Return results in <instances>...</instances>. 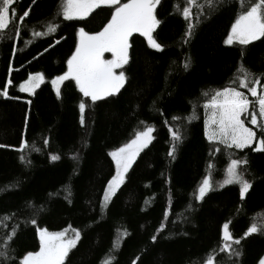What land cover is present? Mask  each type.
Here are the masks:
<instances>
[{
  "label": "trees",
  "instance_id": "16d2710c",
  "mask_svg": "<svg viewBox=\"0 0 264 264\" xmlns=\"http://www.w3.org/2000/svg\"><path fill=\"white\" fill-rule=\"evenodd\" d=\"M63 2L14 0L15 15L0 29V251L8 256L0 257V264H19L26 253L36 252L37 228L58 232L69 226L80 231L81 239L64 264H204L209 256L216 264H258L264 255V152L255 145L243 150L210 145L205 136L204 104L216 91L236 87L241 68L264 85V37L248 45L224 43L244 10L241 0H212L211 5L197 0L187 42L185 0H161L153 37L163 50L132 34L129 61L119 69L126 75L124 86L95 103L79 93L74 81H66L57 98L51 79L67 70L79 29L101 31L114 7L65 20ZM251 2L243 0V5ZM25 11L29 15L21 21ZM49 25L56 30L49 32ZM36 73L45 82L31 95L22 93L20 85ZM81 100L86 102L83 126ZM146 126L154 128L152 142L105 203L103 193L115 173L108 153ZM169 128L182 134L174 158L167 155L173 144ZM254 129L257 138H264L260 128ZM22 140L28 146L21 152ZM53 155L59 159L52 160ZM231 158L248 162L239 169L252 185L244 200L239 185L222 186ZM205 176L212 190L196 201ZM225 222L240 239L231 252L220 251ZM253 223L262 230L244 238Z\"/></svg>",
  "mask_w": 264,
  "mask_h": 264
},
{
  "label": "snow or ice",
  "instance_id": "6c2138e0",
  "mask_svg": "<svg viewBox=\"0 0 264 264\" xmlns=\"http://www.w3.org/2000/svg\"><path fill=\"white\" fill-rule=\"evenodd\" d=\"M14 0H0V29H5L11 16L15 13L11 10ZM161 0H127L121 3V0H64L61 15L65 20H83L94 10L103 7L113 8L111 18L103 26L101 31L90 34L84 28L78 31V43L74 52L67 59V70L61 75L51 79V87L57 98L61 95V86L66 81H74L79 93L92 103L103 100L106 97L115 95L124 86L126 75L122 69L129 61V37L133 33H139L146 38L148 46L157 51H162V45L153 37L160 21L157 19L155 10ZM209 5L212 0H207ZM241 11L231 25V30L224 41L226 45H232L234 42L240 45H248L253 41L264 37V0H254L247 6L243 5ZM199 7L197 0H185V6L182 8V16L186 21V31L184 39L187 42L192 36L195 25L192 23L193 14L191 8ZM177 12L181 9L177 7ZM29 15L25 11L19 17L21 21ZM56 27L49 25L48 31L54 32ZM40 36L43 33H35ZM105 53H111V59H104ZM189 61L185 62L184 68L188 69ZM241 75H238L233 81L236 87H225L223 90L216 91L211 99L204 104V108L210 110L205 120V136L210 145L220 144L226 148H235L243 150L250 148L257 138V133L252 127L246 126L245 120H248L252 126L260 128L261 135L264 136V85H261V78H253L252 74L240 69ZM45 82V77L41 73L30 74L28 79L20 85V91L33 94L37 88ZM11 83V81H9ZM238 89H247L255 101L250 100L243 91ZM3 95L7 96V92ZM207 96V93H204ZM30 103V101H29ZM258 106V112L255 110ZM80 124L84 125V113L86 110L85 100L79 102ZM242 116L245 119H242ZM174 120L178 119L173 117ZM173 141L172 147L167 155L174 158L176 144L182 140V134L179 130L168 129ZM154 128L146 126L143 130L137 131L134 138L123 146L111 151L108 155L115 164V175L108 181L107 187L103 193V201L107 203L115 195L117 189L125 182L126 175L132 167L137 156L143 149L147 148L153 140L152 133ZM48 144V140H44ZM27 141L22 140L19 151L27 147ZM4 147V145H0ZM220 148H214V151H220ZM264 152V138L258 140L255 149ZM52 160L59 159L53 155ZM24 160V157H21ZM248 162L243 158H231L228 163L222 186L239 185V198L244 200L246 194L251 188V183L244 178L243 172L239 171L242 165ZM213 167L209 164V169ZM212 181L210 176H205L200 183L194 198L196 201H202L212 190ZM36 224V220H31ZM161 229L164 225L161 224ZM262 230V227L256 223L251 224L244 233V238ZM71 231V235H69ZM39 236V251L28 252L21 259L19 264H64L69 251L76 247L81 239L80 231L66 228L58 232H49L46 229L37 228ZM15 232L8 237L11 240ZM156 240V236L152 237ZM221 252H231L232 244H240V239L233 237L229 230V222L222 225L220 236ZM8 247L7 244L4 245ZM239 253H237L238 255ZM0 257L8 259L6 251H0ZM204 264H216V258L209 256ZM264 264V258L259 261Z\"/></svg>",
  "mask_w": 264,
  "mask_h": 264
},
{
  "label": "rangeland",
  "instance_id": "374dc122",
  "mask_svg": "<svg viewBox=\"0 0 264 264\" xmlns=\"http://www.w3.org/2000/svg\"><path fill=\"white\" fill-rule=\"evenodd\" d=\"M127 2V0H121V3H126ZM230 30H231V28H230ZM230 32V31H229ZM134 34V33H133ZM137 34H139V33H137ZM229 34V33H228ZM140 35V34H139ZM228 36V35H227ZM227 39V37L225 38V40ZM78 40H79V37H78V34H77V43H78ZM224 40V41H225ZM233 44H239V43H233ZM226 45V44H225ZM104 59H111L112 57H111V53H105L104 54V57H103ZM118 71H119V69H118ZM24 83V82H23ZM20 89V88H19ZM54 91V90H53ZM22 93H24V92H22ZM24 94H27V95H29L28 93H24ZM248 97H249V99L250 100H253V101H255V98H253V97H250V94H248L247 95ZM257 112H258V106L256 107V109H255ZM210 113V110H208V109H206V116H205V120L207 119V116H208V114ZM242 119H245V117H243L242 116ZM245 123H246V126H248V127H252L253 128V130L255 131V127L256 128H259V127H257V126H252L250 123H248V120L246 119L245 120ZM258 140H259V138H256V140H254V142H253V144L252 145H255L256 146V144H257V142H258ZM114 175H115V173H114ZM72 233H69V235H71ZM37 251H39V247H38V249H37ZM262 258H264V255H263V257ZM261 258V259H262ZM259 264V263H258Z\"/></svg>",
  "mask_w": 264,
  "mask_h": 264
}]
</instances>
